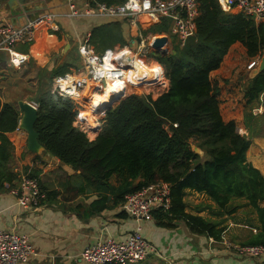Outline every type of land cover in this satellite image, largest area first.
I'll return each mask as SVG.
<instances>
[{"label":"trees","instance_id":"1","mask_svg":"<svg viewBox=\"0 0 264 264\" xmlns=\"http://www.w3.org/2000/svg\"><path fill=\"white\" fill-rule=\"evenodd\" d=\"M93 1L92 5L110 6L126 0ZM198 10L195 35L182 48L175 45L168 55L149 54L164 69L168 81L165 92L155 99L150 94L127 95L105 112L98 135L89 140L80 129L83 108L51 90L52 79L62 75L66 65L39 69L32 99L37 106L34 130L44 153L69 166L77 178L73 183L68 178L67 189L53 195L71 201L83 193H112L118 203L142 186L162 181L171 185V205L167 212L153 211L158 226L171 229L175 222H182L192 235L222 242L227 239L226 219L244 208L243 216L255 217L257 231L246 234L239 245L264 247V206H260L264 177L246 160L250 140L238 133L233 121L222 120L219 88L210 79L235 43L245 49L249 61L260 57L264 25L242 13L222 11L217 0H198ZM127 24L110 22L92 28L90 44L98 53L117 43L124 45ZM169 25L166 19L148 23L142 30L161 35ZM244 91L247 102L256 100L264 91V71L248 82ZM20 118L17 102H3L0 95V190L5 185L15 188L19 180L7 134L18 129ZM192 145L205 159L193 152ZM23 173L40 186L33 171L24 167ZM111 180L116 186L110 184ZM78 183L80 188L75 190ZM186 191L206 197L212 203L206 208L219 220L187 213ZM103 199L100 197V201Z\"/></svg>","mask_w":264,"mask_h":264},{"label":"crops","instance_id":"2","mask_svg":"<svg viewBox=\"0 0 264 264\" xmlns=\"http://www.w3.org/2000/svg\"><path fill=\"white\" fill-rule=\"evenodd\" d=\"M5 1L0 0V22L24 25L36 19L42 20L35 29L33 44L17 48L28 55L29 61L26 67L35 74L29 80L34 79L36 86L39 69L51 70L56 65H66L67 70L62 75H82L81 61L76 51L79 41L86 34L90 35L92 28L96 26L110 22H117L123 26L127 24L123 23L124 19L103 16H85L80 13L69 16V10L63 0H31L23 5L26 11L22 10V6L16 2L13 8L19 14L11 17ZM77 7L83 11L80 1L77 2ZM229 13L237 14L239 10L234 8ZM256 23L264 25V19ZM145 26V23H140L138 26L127 24L123 36L125 44H114L111 49L126 47L135 50L139 35L145 37L157 35L144 33L142 29ZM173 46V39L167 37V44L163 48L167 52L166 55L172 52ZM91 47L93 48L92 45ZM246 58L245 49L241 44H233L219 68L210 74V79L217 83L219 88L217 98L222 120L224 122L233 121L238 133L250 140L246 160L264 177V91L256 100L247 102L244 87L248 82L242 80ZM149 60L153 61L152 58ZM7 68H10L7 56L0 53V92L6 90ZM54 78L51 90H53ZM15 83L18 86L21 85L20 81ZM13 101L6 99L3 102L13 103ZM85 112L88 114V120L80 129L89 140H94L101 129L103 120H94L93 111L87 108ZM95 116L100 115H93ZM7 138L14 148L12 154L14 171L19 176L25 175L24 167L33 171L41 183L39 187L43 193L40 207L21 209L7 185L0 190V230H8L28 237L33 247L32 257L24 264H86L79 259V254L85 247L105 237L123 240L135 230H138L149 244L156 247L163 257L150 255L137 264H264V253L248 257L227 251L222 242H214L212 239L192 235L182 222H175V227L171 229L160 227L153 213L150 219L137 221L124 210L123 201L116 203V195L112 193H104V196L96 193H83L78 194L71 201H67L69 198L63 200L59 194L53 195L52 193L64 192L67 189L68 178H72V183L77 181V178H74V171L49 154L44 152L35 154L27 151V135L21 130L17 129L7 134ZM200 156L205 157L203 154ZM110 184L116 186L114 180H111ZM78 188H80L79 183L75 184V190ZM72 193L74 195L73 191ZM100 197L105 199L100 201ZM191 199L194 200V205L188 207L186 202ZM203 201L210 202L202 195L186 191L185 211L204 218V211H197L195 207ZM260 206H264V201ZM239 210L242 216L246 212L244 208ZM88 213L93 214L86 217ZM245 221L232 224L230 219H226L224 225L230 227L225 234L227 239V233L234 232L235 227L245 229L246 234H255L257 231L255 217L250 215L249 224Z\"/></svg>","mask_w":264,"mask_h":264},{"label":"built area","instance_id":"3","mask_svg":"<svg viewBox=\"0 0 264 264\" xmlns=\"http://www.w3.org/2000/svg\"><path fill=\"white\" fill-rule=\"evenodd\" d=\"M78 1L83 11L77 7ZM63 2L69 10V16L80 13L85 16L124 19L129 26H138L140 23L157 24L166 19L170 24L166 34L146 37L139 35L135 50L123 47L107 49L98 54L90 45L89 34L79 41L76 51L83 74L79 76L64 74L55 77L52 91L83 108L80 127L87 123L85 109L92 111V104L99 95H104L108 99L99 103L102 108L115 96L125 98L130 87L145 89L153 86V89H161L162 82L166 81L164 69L155 60H149V54L154 52L152 49L154 40L162 36L171 37L174 46L182 48L186 41L195 35L196 19L199 16L198 0H126L123 4L110 6L99 3L92 5L93 0ZM217 4L224 12L236 8L239 13L253 18L255 22L264 19V0H217ZM41 22V19L29 21L24 25L0 22V53L7 56L11 69L19 70L28 63V55L17 48L33 44L35 29ZM258 61L259 56L251 59L246 65V71L256 67ZM30 104L37 107L34 102ZM11 194L21 209L38 208L43 199L38 181L26 175L19 176L16 187L11 189ZM170 195L169 183L159 181L147 184L138 191L125 195L123 207L128 215L137 221L150 219L153 211H169ZM222 244L227 251L242 256L254 257L264 253V247H242L225 237ZM32 255L33 247L28 237L0 230V264H24ZM150 255L161 257L156 247L149 244L140 232L135 230L123 240L112 237L97 240L80 252L79 259L86 264H137Z\"/></svg>","mask_w":264,"mask_h":264},{"label":"rangeland","instance_id":"4","mask_svg":"<svg viewBox=\"0 0 264 264\" xmlns=\"http://www.w3.org/2000/svg\"><path fill=\"white\" fill-rule=\"evenodd\" d=\"M24 47V46H22ZM18 50H21V49H18ZM169 52H171V50H169ZM246 63H244V71L242 73V75L244 76L242 78V80H245V75L247 73L246 71V65L247 63L249 62V59L246 58L245 59ZM244 61V62H245ZM27 64L22 67L21 69L19 70H15V69H11V68H7L8 71H7V74H5L7 80L5 81L6 83V90L3 91V92H0V95L3 99V101H5L6 99L8 100H14L15 102H18V101H24V102H32V99L33 97H35L36 95V92H37V86H36V82L35 80H29V79H32L35 74H33L31 72L30 69H28V67H26ZM18 82L20 81L21 85L18 86L17 83L15 82ZM52 85V83H51ZM168 89V81L166 80V85L164 86V88L162 87L161 89H144V88H141V89H128V93L126 94H133V93H138L139 95L140 94H150L152 96V98H156L157 96H159L160 94H162L163 92H165L166 90ZM17 97H20L21 99L17 100L18 98ZM88 116V114L86 115V117ZM92 118H96L98 120H103L104 116L100 115V116H95ZM195 148V145H192V150H194ZM202 158L205 159L204 156H201ZM41 184V183H40ZM191 198V197H190ZM189 198V199H190ZM198 200V199H197ZM193 201L194 200H190V201H187L186 202V205L189 207L191 205H194L193 204ZM211 203H206V202H199V204L195 205V207H201L202 210H204V218L205 219H208V220H219V218H217L216 216H213L209 209H207L206 207L209 206ZM212 205V204H211ZM192 207V206H191ZM240 213V210H238L237 214L234 216V217H229L227 219H230L232 221V224L234 223H243L245 221V218L247 217V220L245 222H249L250 221V216L248 215H245L242 217V215L239 214ZM222 219V218H220ZM226 219V218H225ZM224 227L229 231L230 230V227L228 228V226L224 225ZM235 231L232 232L230 231L229 234L227 233V236H228V239H230L229 241H231L233 244H240V241H243L246 237V233H245V229L243 228H236L235 227ZM233 252V251H232ZM202 261V260H201Z\"/></svg>","mask_w":264,"mask_h":264},{"label":"water","instance_id":"5","mask_svg":"<svg viewBox=\"0 0 264 264\" xmlns=\"http://www.w3.org/2000/svg\"><path fill=\"white\" fill-rule=\"evenodd\" d=\"M30 1L31 0H6L5 5L9 8V14L11 15V17H16L19 13L14 11L13 8L14 3L16 2L19 3V5L22 6V10L26 11L23 5L27 4ZM11 22H13V20H11ZM166 44H167L166 36L157 37L152 44V49L156 54L161 53L162 55H166L167 52L163 50ZM263 71H264V50L262 51V54L259 57V61L256 67H254L250 71H247L245 75V81L250 82L254 77L259 75ZM136 95L139 94L136 93ZM120 100H122V96L120 97L115 96L111 98L109 103H107V105H105L104 107L100 108V110H98L97 113H101L100 115L104 116L105 112L109 110L113 105L118 103ZM17 106L21 113V118L18 124V130L25 132L27 135L26 150L35 154H41L42 152H44V148L38 142V134L34 130V125L37 119V107L31 105L29 102H24V101H18ZM193 152L197 153L198 155H202V151L198 148H195Z\"/></svg>","mask_w":264,"mask_h":264},{"label":"bare ground","instance_id":"6","mask_svg":"<svg viewBox=\"0 0 264 264\" xmlns=\"http://www.w3.org/2000/svg\"><path fill=\"white\" fill-rule=\"evenodd\" d=\"M151 78H153V76H150ZM162 84H163V82H162ZM152 87L153 86H150L149 88L148 87H145V89H152ZM128 89H133L132 87H130V88H128ZM135 89H141V88H135ZM108 99H107V97H105L104 95H99V97L93 102V104H92V114L93 115H100L101 113H97L98 112V110H100V106H99V103H101L102 101H107ZM98 103V104H97ZM92 115V116H93ZM86 118V120H88L87 118H88V116L87 117H85Z\"/></svg>","mask_w":264,"mask_h":264}]
</instances>
